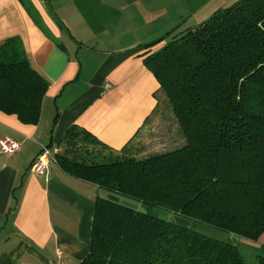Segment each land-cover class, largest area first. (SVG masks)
Returning <instances> with one entry per match:
<instances>
[{"label":"trees","instance_id":"obj_1","mask_svg":"<svg viewBox=\"0 0 264 264\" xmlns=\"http://www.w3.org/2000/svg\"><path fill=\"white\" fill-rule=\"evenodd\" d=\"M176 30L139 47L160 86L157 109L164 96L184 144L144 158L126 155L127 145L119 155L72 126L54 154L62 171L101 192L80 264H248L238 245L194 226L249 242L264 233V0H237ZM49 86L19 37L0 45L1 112L37 125ZM256 258L264 264V246Z\"/></svg>","mask_w":264,"mask_h":264},{"label":"crops","instance_id":"obj_2","mask_svg":"<svg viewBox=\"0 0 264 264\" xmlns=\"http://www.w3.org/2000/svg\"><path fill=\"white\" fill-rule=\"evenodd\" d=\"M235 1L219 0L204 12L200 9L206 2L193 4L175 21L193 19L195 26ZM29 2L31 10L19 0H0V45L19 37L50 86L37 125L0 111V141L20 144L12 155L0 149V264H80L90 253L101 192L56 163L47 176L33 173L31 165L43 148L55 154L72 126L119 155L128 145L124 153L138 157L133 144L155 116L160 87L139 46L162 33L171 10L191 1ZM242 243L256 253L264 246V233L256 242Z\"/></svg>","mask_w":264,"mask_h":264},{"label":"rangeland","instance_id":"obj_3","mask_svg":"<svg viewBox=\"0 0 264 264\" xmlns=\"http://www.w3.org/2000/svg\"><path fill=\"white\" fill-rule=\"evenodd\" d=\"M189 1H191L190 5L186 6L185 4L181 7L179 6L178 9H174L170 11V15H169L170 20L166 23L167 27L162 31L161 34L151 39V41L158 39L159 37L165 35L167 32L172 31L174 29H177L176 33H179V32H184L189 27H192L194 23L193 19L191 21H187L184 20L186 18H183L182 20L175 21V19L179 18V15H183L184 13H187L189 11L188 9L191 8L189 6H192L193 4L198 5V3L200 2L203 3L206 2L205 4L201 5L202 7L200 9L202 10V12H204L203 10L209 8L210 6H213V4L215 2H218L219 0H189ZM185 7L186 10L184 11ZM179 9L180 12H178ZM212 14L213 13L209 14V17ZM199 16H201V14ZM208 18H205L204 20ZM143 33L144 32L138 33V36L140 38H143L144 37ZM139 135L140 136H138L137 140H135L133 145L135 148V153L140 158L148 157L156 153L170 151L184 144L185 142L182 133L180 132V129L178 128V125L173 117L170 104L168 103L167 99L164 98V96L160 97V105L157 111L155 112V116L153 117V120L147 123L145 129ZM122 202L126 205H129L137 209H140L141 207L140 204L132 200L125 199L122 200ZM152 213L159 216L160 218L170 221L174 220L175 218L173 214L168 213L167 211L162 209H154ZM194 227H197L198 231L209 237L223 241L228 240L238 245L248 264H254L257 261L256 253H254V250L252 248L246 247L242 243L243 241H246L245 239H242L232 234H226L203 225H197Z\"/></svg>","mask_w":264,"mask_h":264},{"label":"built area","instance_id":"obj_4","mask_svg":"<svg viewBox=\"0 0 264 264\" xmlns=\"http://www.w3.org/2000/svg\"><path fill=\"white\" fill-rule=\"evenodd\" d=\"M106 87L110 85L107 83ZM20 148V144L5 138L0 141V149L3 154L12 155ZM56 163L54 153L49 148H43L37 159L31 165V171L38 175L47 176L49 174L51 164Z\"/></svg>","mask_w":264,"mask_h":264},{"label":"water","instance_id":"obj_5","mask_svg":"<svg viewBox=\"0 0 264 264\" xmlns=\"http://www.w3.org/2000/svg\"><path fill=\"white\" fill-rule=\"evenodd\" d=\"M49 1H51V2H55V1H61V0H49Z\"/></svg>","mask_w":264,"mask_h":264}]
</instances>
